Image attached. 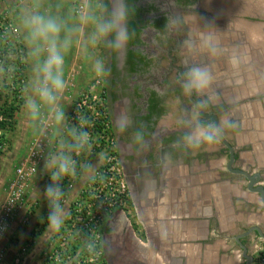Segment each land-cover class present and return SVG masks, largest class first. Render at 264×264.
<instances>
[{
	"label": "flooded vegetation",
	"instance_id": "af4514ba",
	"mask_svg": "<svg viewBox=\"0 0 264 264\" xmlns=\"http://www.w3.org/2000/svg\"><path fill=\"white\" fill-rule=\"evenodd\" d=\"M101 2L107 20L115 0ZM125 3L129 41L121 53L112 47L114 34L106 38L102 80L131 213L105 221V258L109 264H154L155 224L187 188L196 207L209 187L214 195L229 187L226 202L209 207L207 221L218 224L226 216L234 231L242 228L229 237L238 249L234 237L258 227L243 225L256 210L264 216V0ZM191 67L211 78L203 93L190 95L182 87L181 74ZM121 116L129 121L123 131L116 124ZM198 124L219 128V140L189 147L183 138ZM245 175L257 176L251 189ZM257 239L264 242L255 231L240 239L249 264L255 248L261 250L255 263L264 264Z\"/></svg>",
	"mask_w": 264,
	"mask_h": 264
},
{
	"label": "built area",
	"instance_id": "2783aa9c",
	"mask_svg": "<svg viewBox=\"0 0 264 264\" xmlns=\"http://www.w3.org/2000/svg\"><path fill=\"white\" fill-rule=\"evenodd\" d=\"M83 11V5H74L75 15H80ZM5 20L4 16L0 19V70L3 69L0 86V151L8 148L6 134L9 129L4 126L7 119L1 110L2 104L7 101L14 107L21 106L25 89L24 78L19 76L20 68H15L22 65L25 51L17 41V29L13 28L11 23L8 25ZM6 40L7 45L4 47L2 43ZM6 54H11L13 61L8 67L4 64ZM66 88L70 89V85ZM70 99L68 109L64 111L65 119L57 133L55 116L49 114L40 118L43 124L42 132L30 140L27 155L15 167L13 178L7 182L4 200L0 201V241L7 225L15 219L20 210H24L20 226L30 227L36 202L32 206L24 207L26 188L36 174L40 162L47 156L52 158L64 153L75 161V175L64 177L57 182L63 192L60 203L67 215L61 229L55 232L43 249L40 264H109L102 247L105 221L117 212L127 213L130 207L128 191L111 134L102 77L96 75ZM73 129L77 134L87 131L89 141L79 150L69 151ZM43 175L50 183L51 173ZM80 179L83 180V185L74 198L69 200V194L76 188ZM44 203L46 210L50 208L46 196ZM32 240L29 238L20 247V252L16 254L12 264H21L22 256L28 251ZM2 252L1 250L0 261L3 259ZM259 257L264 263V255Z\"/></svg>",
	"mask_w": 264,
	"mask_h": 264
},
{
	"label": "crops",
	"instance_id": "0c3cea01",
	"mask_svg": "<svg viewBox=\"0 0 264 264\" xmlns=\"http://www.w3.org/2000/svg\"><path fill=\"white\" fill-rule=\"evenodd\" d=\"M71 1L73 0H12L11 2V8L15 9L13 19L20 30L19 37L22 42V48L27 58L28 56H30V58L25 61L26 77L24 81L26 84L24 98L22 105L15 113V125L11 131V135L14 136L12 140H10L9 158L6 160V153L0 157V198L4 197L1 191L3 185L13 178L15 167L24 160L27 155V146L30 140L38 134L40 135L42 132L43 124L40 122V118L46 117V115L49 114L55 116L54 111L49 106L42 105L40 115L33 119L25 107L26 97L33 94L31 81L34 76L33 69L35 68L34 64L36 65L37 58L30 55L31 49L27 43L28 31L25 28L24 22L30 19L31 16L37 14L43 15L45 18H54L62 25V35L67 36L68 34L72 39H75L81 22L73 13ZM76 18H78V20ZM86 19L89 22V28L92 30V27L95 26L94 21L96 18L93 17L91 11L88 12V17ZM90 33L88 32V37L92 36ZM96 48L97 44L95 46L91 45L88 52L86 51L84 53L82 50V54H79L81 57L79 60L83 63V66L82 70L75 74L76 77L73 75L75 86L73 85L72 87V83L69 84L66 82L67 87L70 85V89L67 90L66 88L58 101V105L63 111L68 109L69 103H67V100L73 97L78 90L84 88V86L96 76L93 69V65L97 62L98 54ZM72 70L75 73L74 66H72ZM61 124L62 122L56 124V128H58L55 129L56 133L61 127ZM29 129H31L32 134L26 139L24 136ZM50 160L51 158L47 156V158L40 162L36 174L32 177L26 188V194L24 195L26 202L24 207L26 208L28 205L32 206V204L34 205L36 202V207L33 210L30 220V227L22 228L20 226V219L24 210L18 211L12 222L13 233L16 238H12L14 239L12 240L13 242H10L8 238H5L1 242V246L4 248L1 249L5 252V256L10 251H14L12 243L18 244L15 247V257L16 254L20 252V247L23 246L29 238L33 239V243L28 251L22 256L21 264H39L42 251L41 248L44 247V245L46 246L48 240L55 234V232L48 229V223L42 227L43 223L46 221L43 217L46 218L47 216L46 205L44 203L45 189L46 186L51 183V181L48 183L49 181L46 180L47 177L43 174L48 172L51 173V169L46 166ZM185 184L187 185L186 182ZM82 185L83 180H78L76 188L69 194V200L74 198ZM213 187L215 188L216 186L213 185ZM223 188L226 190H220V193H215L214 195L212 187H209L207 197L204 199L198 198L197 201L199 204L198 206L196 205V207L193 203H189L190 195L188 194L189 191L187 188L183 195L180 194V196L182 195L181 198L178 196L170 209L164 211L165 216L163 218L161 212V220H159L158 224H155L154 228V264H243V259H240L241 253L238 250L239 248L237 249L236 245L229 240L230 236L239 232L242 228H240V230L238 228L234 231V227L229 225L226 221V216H224L225 220H221L218 224L209 223V221H207L211 215L210 206L212 203L214 205L220 204L221 206V204L226 202L225 200L229 187L225 186ZM253 216L255 219L249 220L243 227L246 228L250 225L258 226L264 233V224H262L264 223V216H261L258 210L253 213ZM196 218L198 219L197 221H195ZM16 239L18 240L16 241ZM257 241L256 247L263 246L262 249H264V242L260 241V239H257ZM260 251L256 250V248L253 251L250 250L249 256L251 260L254 259L252 264L257 263L256 258H258Z\"/></svg>",
	"mask_w": 264,
	"mask_h": 264
},
{
	"label": "clouds",
	"instance_id": "9594fccd",
	"mask_svg": "<svg viewBox=\"0 0 264 264\" xmlns=\"http://www.w3.org/2000/svg\"><path fill=\"white\" fill-rule=\"evenodd\" d=\"M128 8L125 0H115L110 17L95 23V31L92 33L91 42L95 46L114 34L112 47L118 52L126 50L129 41L127 26ZM25 28L28 31L27 43L31 49L30 55L36 57V65L33 69L34 76L31 81L32 95L26 97L25 107L30 116L35 119L40 115L41 106H49L55 113V121H64L65 114L59 107L58 101L63 95L67 83L64 77L65 55L71 47L69 37L61 39L62 25L54 18H45L43 15H33L25 20ZM42 57V59H41ZM97 76L105 75L102 61L93 65ZM181 83L186 93H203L211 83L208 72L199 67H191L181 74ZM83 122V118H82ZM126 116L118 117L116 124L123 131L128 124ZM220 129L215 126L198 124L196 128L183 138L189 147L198 148L203 144L217 142L220 138ZM73 140L69 145V151L79 150L89 141V133L81 131L78 134L72 130ZM139 138V137H137ZM103 155V154H102ZM51 169L52 181L45 189V196L50 206L48 214V229L58 232L64 224L67 213L61 206L63 192L57 186V182L64 177L75 175V161L70 155L61 153L51 158L46 165Z\"/></svg>",
	"mask_w": 264,
	"mask_h": 264
},
{
	"label": "rangeland",
	"instance_id": "374dc122",
	"mask_svg": "<svg viewBox=\"0 0 264 264\" xmlns=\"http://www.w3.org/2000/svg\"><path fill=\"white\" fill-rule=\"evenodd\" d=\"M11 2H12V0H1L0 1V19H1V17L3 18V16H4V20L6 19L5 21H7L8 25H9V23H11L12 27L17 29V33H18L17 41H18L19 44H22L21 39L19 37L20 36V33H19L20 30L16 26V22H14V19H13V13H14L15 9L11 8V6H12ZM75 4L83 5L84 6V11L80 15H75L76 17L79 18V20L81 22L79 31L77 30V33H76L77 37H75V39H72L67 34V37H69L70 40H71V47L69 48L70 50L68 51V53L65 55L64 77H65L66 82H68L69 84L72 83V87L74 85V80H73L72 76L74 75L76 77L75 74L78 73L79 71H81L82 70V66H83L82 65L83 63L80 62V60H79V59H81L79 54H82V50H83L84 53L86 51L88 52L89 51V47L91 45H93L92 42H91V37H88V32L89 33L91 32L90 34H92L95 31V26L92 27V30H91V28H89V24H88L89 22L86 19L88 17V12L91 11L93 13V17L96 18L95 21H94L95 23L100 21V20H103L102 12H101L100 5H99L100 4V0H73V1H71V5L73 7H74ZM67 7H68V5H67ZM78 18H76V19L78 20ZM9 30H10V27H9ZM60 34L62 35V33H60ZM65 37H66V35H62L61 39L63 40ZM106 40L107 39L100 41L97 44V48H96V51H97V54H98L97 55V61L98 60L102 61L103 65H105V63H106L105 62L106 61L105 56H106V53H107V51H106L107 41ZM6 42H7V40L2 43V45L4 47L7 45ZM6 55H7V57L4 59V64L7 65L6 67H8L10 64H12L13 61L11 59L12 58L11 54H9V55L6 54ZM29 58H30V56H28V58H27L26 54H24V61L22 62V65L21 66L20 65L15 66V68L16 67L20 68V71H19L20 75L19 76L23 77L24 79L26 77V74H25L26 73L25 72L26 63H25V61H27V59H29ZM41 59H42V57H41ZM83 60H84V58H83ZM24 63H25V65H24ZM34 66H35V64H34ZM72 66H74L75 73L72 70ZM6 67H4V70H6ZM2 72H3V69L0 70V86H1V83H2L1 78L3 77ZM4 74H5V72H4ZM100 77H102V76H100ZM25 84H26V82H25ZM67 98H68V96H67ZM68 100L70 101L71 99H68ZM68 100H67V103H69ZM31 134H32L31 133V129H29L28 132L25 133L24 137L26 139H28L31 136ZM13 136L14 135H11V132L9 130L7 132V134H6V138H7V142H8V148L6 150H4L2 155L0 154V157H1V156L5 155V153H6L7 154L5 156L6 160H8V158H9L10 140H12ZM6 186H7V183H5L3 185V188L1 190L3 192V194L5 193ZM4 197H5V195H4ZM4 197H1L0 201H3ZM126 212L128 213V211H126ZM129 212L131 213V210ZM12 222H9V224L7 225L6 232H5V234L3 235V237H2V239L0 241V251L1 250L3 251V249H4L3 246H1V242L5 238H8V240L10 242H13L12 240H14V239H12V238H16L15 234L13 233V228H12L13 224H12ZM38 227H39V230H40L39 224H38ZM102 232H103V230H102ZM17 240L18 239H16V241ZM17 245H18L17 243L16 244L12 243V247L14 248V251H10L6 256H5V252L4 251L2 252L3 259H2V261H0V264H12V262L14 260L15 247ZM1 248H3V249H1ZM44 248H45V245H44V247L41 248V250L43 251ZM42 251H41V254H42ZM41 254H40V258H41ZM39 264H40V262H39Z\"/></svg>",
	"mask_w": 264,
	"mask_h": 264
},
{
	"label": "water",
	"instance_id": "95a60500",
	"mask_svg": "<svg viewBox=\"0 0 264 264\" xmlns=\"http://www.w3.org/2000/svg\"><path fill=\"white\" fill-rule=\"evenodd\" d=\"M191 95V93H190ZM231 153V152H230ZM233 161V157H232V154L230 155V162ZM245 177L248 179L249 181V184H248V189H251L253 184L256 183L257 181V176L255 175L253 178L252 177H249L248 175H245ZM255 190H257L260 194V196L263 198V192H262V188H256ZM263 205H264V199H263ZM251 231H255L256 234L258 235V237L264 239V235L262 234L261 230L258 228V227H252L250 230H248L247 232H245L244 234H241V235H238V236H235L234 237V240L236 242V244L238 245V247L242 250L243 252V257L244 258H247V263L246 264H249V257L247 256L246 254V249L245 247L243 246V244L240 242V239L241 238H245L247 237V235L249 234V232ZM105 255V253H104Z\"/></svg>",
	"mask_w": 264,
	"mask_h": 264
},
{
	"label": "trees",
	"instance_id": "16d2710c",
	"mask_svg": "<svg viewBox=\"0 0 264 264\" xmlns=\"http://www.w3.org/2000/svg\"><path fill=\"white\" fill-rule=\"evenodd\" d=\"M102 6L106 5V0H102L101 2ZM17 72V71H16ZM1 98V95H0ZM22 105V102H21ZM20 108V106H16L14 107L12 104H9L7 101H4L2 104V113L5 116V118L7 119V122L4 123V126H8V131L10 130V132L13 130L14 125H15V113L16 111H18ZM7 132V131H6ZM4 151H0V154L2 155ZM47 212V216L46 218L44 217V219H46V221L43 223L42 227L45 226L46 223H48V214L50 212V208H47L46 210ZM24 245V244H23Z\"/></svg>",
	"mask_w": 264,
	"mask_h": 264
}]
</instances>
